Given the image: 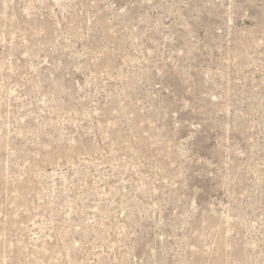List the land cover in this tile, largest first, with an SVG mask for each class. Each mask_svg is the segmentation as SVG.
I'll use <instances>...</instances> for the list:
<instances>
[{
  "label": "rangeland",
  "instance_id": "rangeland-1",
  "mask_svg": "<svg viewBox=\"0 0 264 264\" xmlns=\"http://www.w3.org/2000/svg\"><path fill=\"white\" fill-rule=\"evenodd\" d=\"M0 264H264V0H0Z\"/></svg>",
  "mask_w": 264,
  "mask_h": 264
}]
</instances>
